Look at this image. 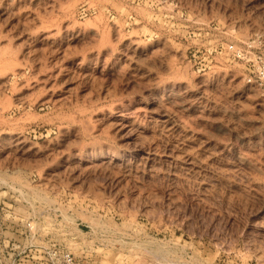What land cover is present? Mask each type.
I'll use <instances>...</instances> for the list:
<instances>
[{"label":"rangeland","instance_id":"374dc122","mask_svg":"<svg viewBox=\"0 0 264 264\" xmlns=\"http://www.w3.org/2000/svg\"><path fill=\"white\" fill-rule=\"evenodd\" d=\"M51 247L264 264V0H0V264Z\"/></svg>","mask_w":264,"mask_h":264},{"label":"built area","instance_id":"2783aa9c","mask_svg":"<svg viewBox=\"0 0 264 264\" xmlns=\"http://www.w3.org/2000/svg\"><path fill=\"white\" fill-rule=\"evenodd\" d=\"M46 254L52 264H86L78 259L70 252L60 250L56 247L47 248Z\"/></svg>","mask_w":264,"mask_h":264},{"label":"bare ground","instance_id":"6f19581e","mask_svg":"<svg viewBox=\"0 0 264 264\" xmlns=\"http://www.w3.org/2000/svg\"><path fill=\"white\" fill-rule=\"evenodd\" d=\"M18 190V189H17ZM20 191V190H19Z\"/></svg>","mask_w":264,"mask_h":264}]
</instances>
